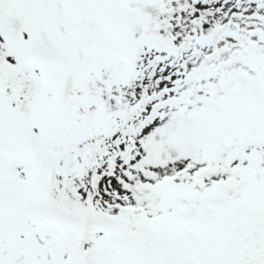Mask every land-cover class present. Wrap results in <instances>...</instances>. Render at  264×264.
I'll use <instances>...</instances> for the list:
<instances>
[{
  "label": "snow or ice",
  "instance_id": "snow-or-ice-1",
  "mask_svg": "<svg viewBox=\"0 0 264 264\" xmlns=\"http://www.w3.org/2000/svg\"><path fill=\"white\" fill-rule=\"evenodd\" d=\"M0 264H264V0H0Z\"/></svg>",
  "mask_w": 264,
  "mask_h": 264
}]
</instances>
